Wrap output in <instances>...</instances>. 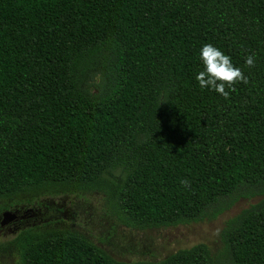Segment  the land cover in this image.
Masks as SVG:
<instances>
[{
	"label": "trees",
	"instance_id": "1",
	"mask_svg": "<svg viewBox=\"0 0 264 264\" xmlns=\"http://www.w3.org/2000/svg\"><path fill=\"white\" fill-rule=\"evenodd\" d=\"M206 43L249 80L229 99L195 79ZM46 186L106 189L139 229L263 199L216 256L126 263L33 227L10 243L22 264H264V0H0V200Z\"/></svg>",
	"mask_w": 264,
	"mask_h": 264
},
{
	"label": "rangeland",
	"instance_id": "2",
	"mask_svg": "<svg viewBox=\"0 0 264 264\" xmlns=\"http://www.w3.org/2000/svg\"><path fill=\"white\" fill-rule=\"evenodd\" d=\"M263 197L242 199L214 220L139 229L127 225L106 189L46 186L0 200V264H22L11 241L23 231L41 227L78 233L120 262L158 263L199 244L213 256L223 249L227 223ZM13 219L4 224L5 214Z\"/></svg>",
	"mask_w": 264,
	"mask_h": 264
},
{
	"label": "clouds",
	"instance_id": "3",
	"mask_svg": "<svg viewBox=\"0 0 264 264\" xmlns=\"http://www.w3.org/2000/svg\"><path fill=\"white\" fill-rule=\"evenodd\" d=\"M199 58L204 65V70L200 71L195 79L202 90H212L225 99H229L230 92L236 91L237 84L249 83L242 69L234 66L232 58L210 43L203 45ZM255 62L253 55L245 57V64L248 68L255 67ZM180 183L182 186H189L187 180H181Z\"/></svg>",
	"mask_w": 264,
	"mask_h": 264
},
{
	"label": "water",
	"instance_id": "4",
	"mask_svg": "<svg viewBox=\"0 0 264 264\" xmlns=\"http://www.w3.org/2000/svg\"><path fill=\"white\" fill-rule=\"evenodd\" d=\"M4 216H5V219H4L3 225L10 222L13 219V217L7 213Z\"/></svg>",
	"mask_w": 264,
	"mask_h": 264
}]
</instances>
